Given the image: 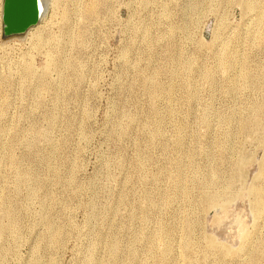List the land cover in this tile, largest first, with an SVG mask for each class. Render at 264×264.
Instances as JSON below:
<instances>
[{
	"label": "rangeland",
	"instance_id": "obj_1",
	"mask_svg": "<svg viewBox=\"0 0 264 264\" xmlns=\"http://www.w3.org/2000/svg\"><path fill=\"white\" fill-rule=\"evenodd\" d=\"M3 1L0 264H264V0Z\"/></svg>",
	"mask_w": 264,
	"mask_h": 264
},
{
	"label": "water",
	"instance_id": "obj_2",
	"mask_svg": "<svg viewBox=\"0 0 264 264\" xmlns=\"http://www.w3.org/2000/svg\"><path fill=\"white\" fill-rule=\"evenodd\" d=\"M40 0H8L3 8V35L20 38L41 21Z\"/></svg>",
	"mask_w": 264,
	"mask_h": 264
},
{
	"label": "bare ground",
	"instance_id": "obj_3",
	"mask_svg": "<svg viewBox=\"0 0 264 264\" xmlns=\"http://www.w3.org/2000/svg\"><path fill=\"white\" fill-rule=\"evenodd\" d=\"M90 1H92V0H90ZM97 1V0H96ZM249 1V0H248ZM51 2H52V0H40V4H41V13H42V20L43 19H45V17H46V15H47V13H48V10H49V7H50V4H51ZM56 2V1H55ZM250 2V1H249ZM53 3V2H52ZM245 3H247V2H245ZM57 5L58 4H56V7H57ZM91 5V4H90ZM52 6H54V5H52ZM51 6V7H52ZM249 6V5H248ZM55 7V6H54ZM88 9V13L90 14V15H94V14H96L97 13V7H96V2H95V0H94V3L91 5V7H89V8H87ZM86 9V10H87ZM99 12V11H98ZM0 14H1V6H0ZM62 15V14H61ZM98 15V14H97ZM62 18V17H61ZM0 31H1V15H0ZM40 38V37H39ZM15 40V39H14ZM18 40V39H17ZM22 40V39H21ZM40 40V39H39ZM6 44H4V46H5ZM1 88V87H0ZM232 215L234 214V213H231ZM235 215V214H234ZM233 215V217H235ZM229 217H231V216H229ZM233 219H236V218H233ZM237 225H238V223L236 224V226H234V227H237ZM59 233V232H58ZM57 237V236H56ZM57 239V238H56ZM115 249V248H114ZM116 250V249H115ZM115 250H113L114 252H115Z\"/></svg>",
	"mask_w": 264,
	"mask_h": 264
},
{
	"label": "flooded vegetation",
	"instance_id": "obj_4",
	"mask_svg": "<svg viewBox=\"0 0 264 264\" xmlns=\"http://www.w3.org/2000/svg\"><path fill=\"white\" fill-rule=\"evenodd\" d=\"M7 3H8V0H4L3 1V8H4V10H5V8H7Z\"/></svg>",
	"mask_w": 264,
	"mask_h": 264
}]
</instances>
